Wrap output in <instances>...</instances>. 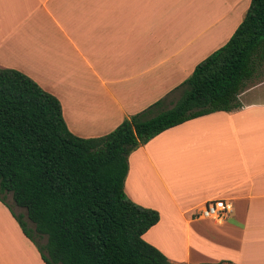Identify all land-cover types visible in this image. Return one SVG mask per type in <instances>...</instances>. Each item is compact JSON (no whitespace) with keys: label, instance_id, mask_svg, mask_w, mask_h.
I'll return each instance as SVG.
<instances>
[{"label":"crops","instance_id":"crops-1","mask_svg":"<svg viewBox=\"0 0 264 264\" xmlns=\"http://www.w3.org/2000/svg\"><path fill=\"white\" fill-rule=\"evenodd\" d=\"M249 4L0 0V68L54 95L72 134L99 137L183 83L230 39ZM237 99L238 108L165 130L128 157L126 195L160 216L143 239L172 264H264V66ZM218 199L231 206L224 222L192 216ZM7 204L0 264H45Z\"/></svg>","mask_w":264,"mask_h":264},{"label":"trees","instance_id":"trees-1","mask_svg":"<svg viewBox=\"0 0 264 264\" xmlns=\"http://www.w3.org/2000/svg\"><path fill=\"white\" fill-rule=\"evenodd\" d=\"M262 66L264 0H250L230 39L183 83L94 138L69 131L54 95L0 68V201L23 210L7 204L45 264H172L143 239L160 216L126 195L128 157L165 130L238 108Z\"/></svg>","mask_w":264,"mask_h":264},{"label":"built area","instance_id":"built-area-1","mask_svg":"<svg viewBox=\"0 0 264 264\" xmlns=\"http://www.w3.org/2000/svg\"><path fill=\"white\" fill-rule=\"evenodd\" d=\"M230 207V203L225 200H209L200 205L192 216L197 219H211L222 223L228 218Z\"/></svg>","mask_w":264,"mask_h":264},{"label":"rangeland","instance_id":"rangeland-1","mask_svg":"<svg viewBox=\"0 0 264 264\" xmlns=\"http://www.w3.org/2000/svg\"><path fill=\"white\" fill-rule=\"evenodd\" d=\"M148 143V142H147ZM146 143V144H147ZM158 144H160V140H158V142H157ZM161 144H162V146H163V142L161 141ZM173 144V140H170V141H168V143H167V145L168 146H171ZM145 145V144H144ZM144 145H142V146H140V147H143ZM140 147H138L137 149H139ZM137 149H135V150H137ZM134 150V151H135ZM133 151V152H134ZM172 155H174V154H172ZM175 156H177V155H175ZM171 158H172V156H171ZM175 160V159H174ZM7 202L13 207V210H14V212L16 213V214H20V213H23V210H21V209H19L18 207H16L14 204H13V202H12V200H11V197H8L7 198ZM166 228V227H165ZM173 231V230H172ZM174 231H176V230H174ZM177 232V231H176ZM180 232V233H179ZM178 233H176L175 235H174V237H178V235H180L181 234V232H182V230H180ZM163 236V234H161V237ZM165 237L167 238V237H171L170 235L169 236H167L166 234H165ZM37 249V248H36ZM38 251V250H37ZM39 252V251H38ZM40 254V253H39Z\"/></svg>","mask_w":264,"mask_h":264}]
</instances>
